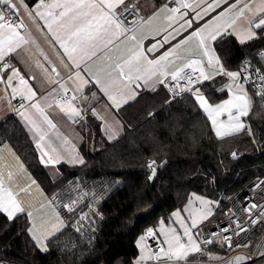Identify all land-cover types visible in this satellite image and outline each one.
I'll return each mask as SVG.
<instances>
[{"label": "trees", "instance_id": "1", "mask_svg": "<svg viewBox=\"0 0 264 264\" xmlns=\"http://www.w3.org/2000/svg\"><path fill=\"white\" fill-rule=\"evenodd\" d=\"M27 1L32 5L37 0ZM256 32V38L244 43L233 34L218 36L214 47L226 69L238 70L247 59L264 64V30ZM198 86L212 103L226 95L213 81ZM252 94L245 127L223 136L215 133L191 93L172 99L162 84L117 109L125 130L112 141L88 106L76 121L84 135L80 150L86 160L61 163L56 179L19 117L1 120L0 144H11L66 226L42 250L29 232L26 212L13 219L0 213V258L17 264H138V237L146 227L168 220L192 192L215 199L217 216L226 214L230 196L264 176V104ZM73 200L69 211L64 205ZM263 234L261 226L247 248L254 250ZM227 253L217 243L189 259Z\"/></svg>", "mask_w": 264, "mask_h": 264}, {"label": "crops", "instance_id": "2", "mask_svg": "<svg viewBox=\"0 0 264 264\" xmlns=\"http://www.w3.org/2000/svg\"><path fill=\"white\" fill-rule=\"evenodd\" d=\"M228 1L229 0H227V2ZM258 1H260V3L255 6ZM38 2L39 0L31 5L27 0H24V3L33 11L36 10ZM56 2L57 0H44L46 5H51ZM60 2L63 3L64 0H60ZM205 2L206 0H197L191 4V8L195 9L196 12H200L203 18L210 13L216 12L200 27L205 26L211 19L215 18L229 7L223 6L225 4L224 0H220L218 7L213 3V0H207V3L212 4L215 11L209 10L207 13H203L200 10ZM126 4L134 8L141 17V20L134 26L136 31L134 33H128L127 35L134 34L136 36V41L139 42V52L143 53L139 60L135 62L138 70H134L130 74L132 77L130 81L119 75V72L116 70V64L123 63V61L129 57V50L136 48V42L121 37L118 41H114L113 45L100 49L95 56H91L90 58L87 56L81 57L80 49L77 48V50L73 52V55L80 61V68L75 69L67 59L64 50L54 39V33L59 35H64V33L57 27L56 23L52 25V32L48 30L46 23L49 19L47 10L43 8L39 9L45 12L44 19L36 16L32 19H28L23 9L21 10V15L26 25V28L22 29L21 32L26 36L28 42L22 44L15 52L6 56L5 61L0 63H10L12 67L19 70L20 75L27 81V86L31 87L36 92L35 100L44 96H49V93H53L49 96L48 101L53 106L49 108L43 101L41 102V106L44 108L45 115L51 120L52 124L55 125V128L51 127L36 109L30 107L33 101L27 99L26 95L21 96L19 94V92L24 91V86L20 85L18 77L13 78L12 81L13 86L18 89V93L13 97L12 87L7 86L4 82L7 76L11 75L10 69L7 73L0 70V77L4 78V81H0V119H6L11 115L18 116L31 133L36 147L39 142L40 147H37V150L40 159L45 152L48 156L56 158L57 162L55 164L47 162V157L44 158L46 163H43L54 179L60 175L59 165L61 163L74 165L82 164L86 160L85 155L80 150L84 135L76 123V121L82 117L86 107L91 106L92 111L93 109L95 110L93 113L102 121V132L105 137L109 141L115 140L124 132L125 123L118 115L117 108L112 105L108 96L111 95L115 97L119 101V107H121L136 98L141 91L152 90L161 85L158 83V79H163L165 77L160 75L161 72H170L177 66H182L188 60L196 59V37L185 39L189 37L188 34L178 43V47L173 48L172 46L162 53H168V55L165 60L161 61L159 67L148 64V60H155L149 57L148 49L152 48L153 45L156 47L152 51L160 47L161 40L158 39L159 36L162 35L164 38L167 30L168 40L170 41L173 39V36L184 32L188 27L184 25L178 33H174L172 29L180 22V16L179 14H174L176 17L174 20L167 19L166 11L163 9H165V5L168 4L161 0H126ZM248 4L251 6L247 9L248 19L256 20L260 15H264V13H261V9L264 8V0H251L247 5ZM53 11L54 13H58L60 9L57 8ZM120 11H123V7H121ZM184 12L186 11H182L181 13ZM196 19L201 18L197 16ZM234 20L236 25L239 18H235ZM226 28H228V26H225L223 29L225 30ZM228 30L230 32L233 31L231 28H228ZM204 34L207 35V32H204ZM233 35L240 42V38L237 36L236 32H233ZM149 37L154 40L146 47L145 41ZM65 43L67 44L66 40ZM209 43L214 47V42L210 41ZM198 51H200V48ZM177 57H179V59H177ZM53 67L57 69L59 76L52 72L51 69ZM75 71H81V77L79 79L74 76ZM124 71H128L127 65H125ZM154 71L155 74H153ZM69 75H72L73 79L80 85L79 89L73 84L72 80L68 79ZM137 77H139V79H137ZM83 80H87L89 83H81ZM239 80L244 86V91H240L236 87L231 89L232 87L230 88L229 85H231L232 82H230L229 78L224 74L211 76L209 81H213L218 90L226 92V95L216 103H212L203 90H201L211 105L221 104L226 100L233 99L234 95H244L246 92L248 112L246 115L240 116V123L243 124L241 129H243L246 125L245 117L251 110L253 92L241 79ZM97 81H99V83H96ZM59 83H63L65 88L76 96V99L71 101V103L80 112L79 116L72 117L68 114L67 104H65V111H61L60 107L56 106V96L64 93V90L59 88ZM18 98L23 99V108L21 105L15 107L14 101ZM22 112L25 113V116L36 122L35 126H33L28 119L20 115ZM233 114H237L235 108H233ZM217 120L218 124L216 127L220 126V122H223L225 125L224 128H221V135L219 136H223L225 131H230V133L236 132L227 127V112L220 115ZM108 125H111L114 129H119V131H117L115 135H112L106 130ZM213 129L216 133L214 126ZM41 134L44 136L43 140L39 139ZM80 161H82V163ZM0 182L3 183L5 189L13 193L14 198L24 209L23 212L27 214L31 213V216L28 215L30 220L29 229H31L29 232L35 241L40 237L47 242L49 238L66 226V221L58 211L56 205L8 142L0 144ZM19 213H16L15 216ZM41 241L42 243L44 242L43 240ZM193 254H195V252L189 255ZM148 261L143 259L137 261V263L145 264L148 263Z\"/></svg>", "mask_w": 264, "mask_h": 264}, {"label": "snow or ice", "instance_id": "3", "mask_svg": "<svg viewBox=\"0 0 264 264\" xmlns=\"http://www.w3.org/2000/svg\"><path fill=\"white\" fill-rule=\"evenodd\" d=\"M227 3V0H224ZM239 0H237V3ZM173 3L176 4L175 7H170L165 5L166 18L169 20H174L176 17L174 14H179L180 22L172 29L174 33H178L180 29L183 28L184 25H187L188 28H192V32L189 34V37H197L199 42V47L203 52V57L207 58V66L214 67V65L220 64L219 57L214 56V49L209 47L208 42H215L218 36L223 39L224 35H232L235 29V20H233L228 28L233 29L232 32L221 33L220 28L216 27L213 30L207 32V35H204L205 28L198 27L193 28V25L196 24V17L199 16L203 19V16L200 12H196L193 9V14H189L187 12L181 13L180 9L189 8L191 5L184 4L182 0H173ZM213 3L218 7L220 0H213ZM121 7H123V12L120 11ZM235 7V5H229V8ZM46 9L48 20L46 21L49 32L53 31L52 25L53 23L57 24V27L64 33V35H59L54 33V39L59 43L60 47L64 50L67 59L71 62V65L75 69L80 68V61L76 56L73 55V52L80 49L81 57H91L95 56L97 51L102 48H106L109 45H113L114 41H118L121 37H124L128 40L136 42V48L129 50V57L123 61V63L116 64V70L119 72V75L124 79L131 80V73L137 69L136 61L143 55V53L139 52V42L136 41V36L127 35L128 33H134L136 31L135 27L126 28L122 26V21L125 17L130 14L129 6L126 4V0H64L63 3L60 0H57L56 3L51 5H46L44 0H39L36 10L33 11L29 9L28 5L24 3V0H0V62L5 61V57L10 53L15 52L17 48H19L22 44L28 42V39L24 34H22L21 30L26 28L24 18L21 15V10L26 14L28 19H32L34 16L39 17L41 19L45 18V12L40 11L39 9ZM59 8L60 11L58 13H54V9ZM246 9H249V5H244L243 8L240 9L238 16H243ZM209 10L215 11V8L212 4L204 3L201 8V12L207 13ZM261 13H264V8L261 9ZM221 14H218L215 19H219ZM134 23V22H132ZM253 29H261L264 30V15H260L258 19L252 20L249 19L248 26L246 28H241L239 33L240 42L244 43L246 40L250 41L256 38L257 33L253 31ZM186 30V29H185ZM30 35V34H29ZM175 39V36L172 37ZM67 41V44L65 43ZM169 43L168 33L166 30V34L160 44L163 47V44ZM179 45H173V48L178 47ZM156 46L153 45L152 48L148 49V51H152ZM168 53H164L155 60H148V64L155 65L157 67L160 66L161 61L165 60ZM264 55V54H262ZM179 59V57H177ZM125 65L128 66V71L125 72ZM202 60L190 59L182 66H177L170 72L165 71L161 72V76H170L171 80L176 82L175 84L169 85L165 83L164 79H158V83L164 85L165 87L179 88L181 92L187 91L190 92L195 101L198 102L199 106L207 113L208 117L211 119L213 126L215 127L217 135H221V128H224L225 125L223 122H220V126L216 127L218 124L217 118L222 115L224 112L228 113V123L227 127L234 131H239L243 124L240 123V116L246 115L248 112V100L246 98V92L244 95H234L233 99L226 100L221 104L211 105L204 94L201 92L200 88L195 87V85L202 80H209L211 77L205 73L204 68L201 66ZM251 67L250 62L244 67L243 71H230L225 69V67L220 64L218 69L214 70V75L224 74L226 75L232 82L229 87L235 86L240 91H244V87L242 84L238 82L239 79H243L247 81L251 72H248ZM185 68L192 69L191 73H186ZM11 70V75L7 76L6 81H4L3 77H0V81H4L7 86L12 87L13 97L18 93V89L13 86L12 81L13 78L18 77L20 85L24 86V91L19 92L21 96H25L30 101H33L30 104V107L36 109L37 112L44 117V120L53 128L55 125L52 124L51 120L44 113V108L41 106V102L43 101L47 107L51 108L53 105L49 103V96L53 93H49V96L41 97L38 100H35L36 92L27 86V81L23 76L20 75L19 70L12 67L10 63L4 62L0 63V70L7 73ZM52 72L56 73L59 76V72L55 67H53ZM199 72V75H196V72ZM260 80L261 84L259 85L260 92L258 94H264V73L261 72L259 68L253 69ZM248 72V75L244 73ZM155 74V71L153 72ZM74 76L79 79L81 77V71H75ZM34 78V77H33ZM69 80L73 81V84L76 85L77 89H79L80 85L77 84V81L73 79L72 75H69ZM139 79V77H137ZM180 81H185L184 84H180ZM56 83V82H54ZM83 84L89 83L87 80L81 81ZM96 83H99L97 81ZM191 86V87H190ZM59 88L63 89L65 92V96L61 99L56 100V106L60 107L61 111H65V104H67L68 114L72 117H77L80 115V112L73 106L71 101L76 99L75 95H72L70 100L67 98L68 89L65 88L63 83H59ZM106 91V90H105ZM55 92V90H54ZM108 99L111 100L112 105L117 109L119 108V101L109 95ZM23 108L24 105L21 104ZM233 108L236 109V115L233 114ZM93 112L95 110L93 109ZM22 117L28 119L33 126H35L36 122L31 120L29 117L25 116V113H20ZM112 135H115L119 129H114L111 125L107 126V129ZM231 134L230 131H225L223 135ZM40 140L44 139L43 134L39 137ZM37 147H40L39 142L37 143ZM45 157H47V162L55 164L56 158L48 156L45 152L41 156V162L46 163ZM82 163V161H80ZM153 161L149 164V167H152ZM196 199L200 200L201 203L207 204L208 201L203 200L200 197H196ZM76 201L73 200L71 203L64 205V207L68 208L69 211H73L72 205L75 204ZM192 201H189L191 204ZM256 207V205H253ZM187 210V209H185ZM250 210V209H249ZM24 209L21 207L19 202L14 198L12 192L8 191L3 187V183L0 182V213L7 214L9 219H13L16 213L23 212ZM210 214L208 212H202L201 215ZM31 216V213H28ZM177 218L180 217V212L177 211L174 213ZM87 214H85L81 219H86ZM182 224L184 221H180ZM255 222V221H253ZM62 223V221H61ZM196 219L193 218L191 222V227H196ZM239 227V225H238ZM79 230V229H78ZM161 232L165 234V243L167 244V251L161 247L159 252L156 254L155 258L157 260L161 258H166L168 261L178 262L183 260L189 253V251H200L199 245L195 242L192 235L190 234V230L187 226L184 227V235L188 237L187 244L181 241V238L176 235L175 230H170L172 232L171 238H168V233L165 232L163 228V221H161ZM244 229H241L243 231ZM31 231V229H29ZM227 231V229H225ZM148 236H154L153 229H148ZM145 237H141V241H143ZM226 240L230 241V237H225ZM245 257L237 256L235 260L237 262L244 260Z\"/></svg>", "mask_w": 264, "mask_h": 264}, {"label": "built area", "instance_id": "4", "mask_svg": "<svg viewBox=\"0 0 264 264\" xmlns=\"http://www.w3.org/2000/svg\"><path fill=\"white\" fill-rule=\"evenodd\" d=\"M162 2L168 4L170 7H175L176 4L173 0H161ZM197 0H182L184 4L191 5ZM204 1V0H203ZM235 0H229L223 6L226 7ZM130 14H128L122 21V24L126 28L134 27L140 20L141 17L139 13L129 6ZM186 11L189 14H193V9L181 8L180 12ZM123 12V11H122ZM216 12L210 13L203 19H196V24L193 28H198L204 23H206ZM134 22V23H132ZM192 32V28H187L184 32L175 35V39H171L169 43L163 44V47H159L155 51H148V55L152 59H156L160 54L167 51L170 47L175 44L180 43L183 38ZM159 40H163V36H159ZM154 39L149 37L145 41V46L147 47ZM216 57H219L216 53ZM206 61L207 58L205 57ZM220 60V58H219ZM221 62V60H220ZM250 62L251 67L248 72H251L250 78L245 81L241 79L245 85H247L255 96L264 104V94H258L260 92L259 85L261 80L259 76L253 72V69L259 68L262 73H264V64L260 65L257 62H252L250 60H245L239 67L238 71H243L244 67ZM223 65V63L221 62ZM224 66V65H223ZM226 69V68H225ZM186 73H191L192 69L185 68ZM245 72V75H248ZM199 75V72H196ZM166 84L172 85L176 82L172 81L170 76H165L163 78ZM203 82V81H201ZM201 82L197 83V87ZM185 81H180V84H184ZM191 87V86H190ZM172 99L180 98L190 93L187 91L181 92L180 89L165 87ZM72 92L68 91L67 98L70 100ZM65 96V92L58 94L56 99H61ZM23 102V99L18 98L14 101L15 107H19ZM1 121V119H0ZM229 210L226 214L216 216L210 220H207L201 224L198 234L197 244L202 249H206L215 244H222L228 250V253L222 256H211L217 257L216 259H183L178 262V264H264V234L257 243L254 250L247 248L255 232L264 226V176L253 179L247 183L244 187L235 191L229 198ZM256 205V207H253ZM250 209V210H249ZM255 221V222H253ZM239 225V227H238ZM148 229H153L154 236H148ZM227 229V231H225ZM241 229H244L241 231ZM145 239L152 249L154 254V259L145 264H177L175 261L168 260H157L155 258L156 254L159 252L161 247L164 245L155 230V227L148 226L144 231ZM225 237H230V241L226 240ZM246 247V249L242 247ZM261 253L263 255H261ZM239 255H243L246 261L243 263H235V258ZM0 264H17L10 262L4 258H0Z\"/></svg>", "mask_w": 264, "mask_h": 264}, {"label": "rangeland", "instance_id": "5", "mask_svg": "<svg viewBox=\"0 0 264 264\" xmlns=\"http://www.w3.org/2000/svg\"><path fill=\"white\" fill-rule=\"evenodd\" d=\"M250 1L251 0H239V2L237 3V0H235L232 3H230L229 5H235V7H232V8L228 7L223 12H221L222 15H220L218 20L213 18L205 26H202L205 28V32L213 30L216 27H219L220 31H222V30H224L223 28L225 26H228L235 18H239L237 24L235 25V29H236L235 32H236V34L239 33L241 28H246L248 26L249 19H248V15H247V9L245 10L244 15L242 17L238 16L237 14L239 13L240 9L243 8L244 5H247V3H249ZM259 3H260V1H258L255 4V6H257ZM250 7L251 6H249V8ZM225 30L229 31L228 28H226ZM225 30L222 32H225ZM253 31H255V29H253ZM237 36L240 38V36L238 34H237ZM246 41H248V40H246ZM209 42H208L209 47L214 49L213 45H211ZM199 48L200 47H199L198 38L196 37V59L202 60L201 66L204 68L205 73L211 77L214 75V70L218 69L220 67L221 62H220V64L214 65V67H208L207 61L205 60V57H203V52H202L201 48H200V51H198ZM213 54H214V56H216L215 49H214ZM230 71H238V70H230ZM202 81H204V80H202ZM229 81L231 82L230 79H229ZM238 82L241 84L240 80H238ZM233 87H235V86H232L231 89H233ZM198 88H200V87H198ZM200 90H201V88H200ZM201 92H202V90H201ZM196 197H200L203 200L208 201L209 203L203 204V203H201L200 200L196 199ZM190 200L192 201L191 204H189ZM216 206H217V201L215 199H213L209 196L203 195L201 193L192 192L190 194V197L188 198V200L186 201V203L184 204V206L182 208H178V209L174 210L171 213L170 218L168 220H161V221H163V228H164L165 232L168 233V238H171V236H172V232L170 230L174 229L176 235H178L181 238V241L184 242L185 244H187L188 237L184 235V227L187 226L190 230V234L192 235L193 239L197 243L198 242L197 232L199 231L201 224L203 222L210 220L212 218H215L217 216L218 211H216ZM185 209H187V210H185ZM177 211L180 212L179 218H177L175 215H173ZM202 212H208L210 214L202 216L201 215ZM193 218H195L196 222H197L196 227H194V228L191 227V222H192ZM181 220L184 221L183 224L180 222ZM161 221L155 227V230L158 233V235H159V237H160V239L164 245V249L167 251V244L165 243V234H164V232H161V230H160L161 229ZM141 237H145L144 233L142 235H140L137 239V245H138L139 250H140L137 261H141L144 259L147 261L149 260L148 262H150L151 260L154 259V254H153L151 248L149 247V245L147 244L146 239L141 241ZM41 240H43L44 242L42 243ZM36 243L38 244V246L42 250L48 249V244H47L46 240L38 237L36 240ZM242 248L246 249V247H244V246ZM193 252L198 253L196 251L190 250L188 255L184 259H188L191 256L189 254H192ZM261 255H263V254L261 253ZM239 256L244 257L243 255H239ZM199 258L200 259H206L205 257H199ZM216 258L217 257H210L209 259H216ZM159 260H167V259L161 258ZM245 261H246V258L244 260L239 261V262H237L235 260V263H243Z\"/></svg>", "mask_w": 264, "mask_h": 264}]
</instances>
